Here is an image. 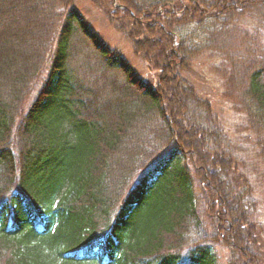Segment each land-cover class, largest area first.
<instances>
[{
  "label": "trees",
  "instance_id": "obj_1",
  "mask_svg": "<svg viewBox=\"0 0 264 264\" xmlns=\"http://www.w3.org/2000/svg\"><path fill=\"white\" fill-rule=\"evenodd\" d=\"M90 1L154 79L73 0H0V264H215L216 242L229 264H264L247 153L181 77L216 61L264 162V0ZM194 23L209 43L183 35ZM76 37L101 80L80 73ZM200 205L216 241L189 232Z\"/></svg>",
  "mask_w": 264,
  "mask_h": 264
},
{
  "label": "rangeland",
  "instance_id": "obj_2",
  "mask_svg": "<svg viewBox=\"0 0 264 264\" xmlns=\"http://www.w3.org/2000/svg\"><path fill=\"white\" fill-rule=\"evenodd\" d=\"M72 7L83 17L90 28L98 34L103 43L124 57L140 78L145 81L154 79L153 73L148 70L146 64L139 56L133 54L129 43L114 29L106 13L100 6L94 5L90 0H73ZM208 30L207 26H200L194 23L189 29L184 30L183 35L195 40L197 43L205 44V42H210V39H207ZM259 41L261 42V39ZM71 43L75 48V61L81 62V66L79 67L80 73L91 82L96 77L101 80L100 74L102 73V69L94 58L90 45L86 44L79 37H76ZM247 45L253 47L252 49L257 47L255 44ZM213 63H216V61L212 60L208 55L198 57L190 69L181 73V77L193 87L199 97L210 103L219 119H221L226 134L230 136L229 138L235 147H238L237 144H240L242 150L247 153L244 157L245 164L251 170V173H248V185L251 189V195L259 204L258 207L263 216L261 217L264 218V162L253 154L257 149V144H255L258 141L257 136L261 138V134L257 133V136H255L252 130L247 128L243 111L236 106L233 107L232 103L224 97L225 88L220 77L214 72ZM43 74H46V72ZM111 81L112 79L108 82L110 83ZM235 99L238 100L237 98ZM202 208L200 205L197 210L195 222L198 225L194 222L189 232L191 234H204L216 241V234L210 228L208 218L202 213ZM212 247L215 264H229V251L218 242L215 245L213 244Z\"/></svg>",
  "mask_w": 264,
  "mask_h": 264
}]
</instances>
